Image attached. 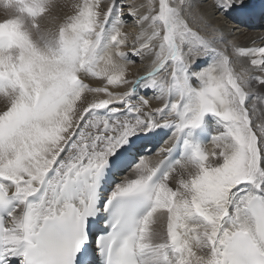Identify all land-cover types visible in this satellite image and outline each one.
Instances as JSON below:
<instances>
[{
	"label": "snow or ice",
	"instance_id": "1",
	"mask_svg": "<svg viewBox=\"0 0 264 264\" xmlns=\"http://www.w3.org/2000/svg\"><path fill=\"white\" fill-rule=\"evenodd\" d=\"M54 7L0 0V264H264V46L217 23L249 0Z\"/></svg>",
	"mask_w": 264,
	"mask_h": 264
},
{
	"label": "bare ground",
	"instance_id": "2",
	"mask_svg": "<svg viewBox=\"0 0 264 264\" xmlns=\"http://www.w3.org/2000/svg\"><path fill=\"white\" fill-rule=\"evenodd\" d=\"M75 0H54L55 7L53 8L52 15L57 18V22L59 19H62L64 15L68 14L71 11L70 5L74 3ZM136 2L143 3L144 0H136ZM107 0H105V4ZM249 3L254 6L257 3V0H249ZM208 11L211 12V7L209 4ZM219 17V14H217ZM131 20H129L128 25H126V30L129 32H134L135 29L131 27ZM217 23L223 28L226 36L230 41H233L239 46L243 47H251L252 45L264 44V24H260L255 28H249L244 26L245 24L238 25L237 22L233 21L231 17H219ZM138 69H140L139 60L137 59L136 66L130 69L129 76H133L138 74ZM143 69H140L139 74H142ZM123 90V89H120ZM143 94V93H141ZM150 103L152 107H159L162 103L161 101H157L154 98H150ZM251 103V102H250ZM165 144L160 145L156 152L151 154L153 160H157L162 158V156L158 155L159 149L164 147ZM211 147V144L208 145Z\"/></svg>",
	"mask_w": 264,
	"mask_h": 264
}]
</instances>
